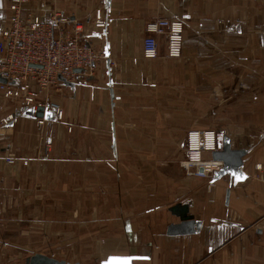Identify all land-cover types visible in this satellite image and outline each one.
Instances as JSON below:
<instances>
[{"label": "crops", "instance_id": "0c3cea01", "mask_svg": "<svg viewBox=\"0 0 264 264\" xmlns=\"http://www.w3.org/2000/svg\"><path fill=\"white\" fill-rule=\"evenodd\" d=\"M100 8L105 28L94 26ZM54 11L84 23L101 59L85 81L49 89L62 121L43 108L39 125L0 91V119L14 115L4 133L0 124L2 262L42 253L79 264H264V0H28L23 18ZM157 18L183 22L181 55H168L162 34L159 56H143ZM193 129L217 131V148L203 153L223 162L211 178L181 166ZM225 148L239 170L221 172L214 152Z\"/></svg>", "mask_w": 264, "mask_h": 264}, {"label": "built area", "instance_id": "2783aa9c", "mask_svg": "<svg viewBox=\"0 0 264 264\" xmlns=\"http://www.w3.org/2000/svg\"><path fill=\"white\" fill-rule=\"evenodd\" d=\"M28 0L9 1V25L0 31V82L3 98H17L32 115L38 117L41 108L54 111L55 120L62 121L65 111L62 105L49 98V89L57 83H81L93 75L100 56L85 43L84 23L54 11L49 18L30 15L23 18L24 4ZM71 26V29H69ZM94 26L105 28L107 21L102 9L95 13ZM143 40V56L155 59L159 56L158 35H166L168 55H181L184 44V24L181 21L157 18L146 24ZM79 69V70H78ZM14 119L13 114L0 119L1 132ZM45 117L37 123L44 125ZM72 131V126H68ZM218 146V135L214 129H193L187 132L185 158L181 166L192 175L211 178L222 167V161L206 160L205 151H214ZM14 164V158H8ZM23 164L27 165L28 160ZM202 169V171H201Z\"/></svg>", "mask_w": 264, "mask_h": 264}, {"label": "water", "instance_id": "95a60500", "mask_svg": "<svg viewBox=\"0 0 264 264\" xmlns=\"http://www.w3.org/2000/svg\"><path fill=\"white\" fill-rule=\"evenodd\" d=\"M79 70V69H78ZM0 82H6L5 78L0 77ZM41 111H43V108H41ZM40 111V113H41ZM39 113V114H40ZM225 151H215L214 152V158H221L225 161V167L221 169V172L223 173H228L233 170L238 169L239 167L242 166L243 161H238V164L233 165V168H229L230 164L227 163L226 159V154L228 152V148H225ZM239 170V169H238ZM202 171V169H201ZM172 211L174 212H179V215L181 216L182 222L184 223L183 226L185 225H192L193 222V216L189 215V207L187 205L181 206V205H176L173 207ZM174 228H177L176 225ZM193 229H191L192 231ZM190 232V231H189ZM138 259H143L141 256L137 255H126V256H121V255H110L107 259L103 260L101 264H135L134 261ZM26 264H79V263H71L68 262L64 259H59L54 256L42 254V253H36L32 255L31 257H28L26 260Z\"/></svg>", "mask_w": 264, "mask_h": 264}, {"label": "rangeland", "instance_id": "374dc122", "mask_svg": "<svg viewBox=\"0 0 264 264\" xmlns=\"http://www.w3.org/2000/svg\"><path fill=\"white\" fill-rule=\"evenodd\" d=\"M96 51V50H95ZM97 52V51H96ZM101 59V58H100ZM96 71V70H95ZM207 114H209V113H207ZM5 247V246H4ZM4 259H3V261H5L6 262V260L8 259L9 260V264H11L12 262H14V261H16L17 260V256H9V257H3ZM57 258H64V257H61V256H59V257H57ZM5 262H2V260H1V257H0V264H2V263H5Z\"/></svg>", "mask_w": 264, "mask_h": 264}]
</instances>
